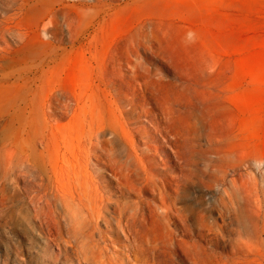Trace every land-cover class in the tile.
Instances as JSON below:
<instances>
[{"label": "rangeland", "instance_id": "obj_1", "mask_svg": "<svg viewBox=\"0 0 264 264\" xmlns=\"http://www.w3.org/2000/svg\"><path fill=\"white\" fill-rule=\"evenodd\" d=\"M146 136L182 219L151 218L145 244L173 264H264V0H0V264H78L71 214L39 218L33 201L85 158L117 199L93 149L105 140L143 177L129 146ZM150 185L129 209L159 198Z\"/></svg>", "mask_w": 264, "mask_h": 264}, {"label": "bare ground", "instance_id": "obj_2", "mask_svg": "<svg viewBox=\"0 0 264 264\" xmlns=\"http://www.w3.org/2000/svg\"><path fill=\"white\" fill-rule=\"evenodd\" d=\"M153 128L155 129L153 134L165 132L169 135L170 133V128L163 120H157ZM123 130L126 131L124 128ZM162 139L169 146L168 137L165 136ZM102 140L97 141L98 146L93 149L100 152L99 155L97 154L98 156L96 155L98 159L93 170L98 172L104 168L110 171L111 183L114 181L119 190L118 198L114 199L111 190H109L111 187L105 186L100 179L90 172L92 169H90L88 159L84 157L86 163L80 165L79 174L72 176L67 187H62L59 190L58 196L52 200L44 199L42 203L38 201V198L33 201L37 215L39 218L44 215V212L49 215L47 208L54 212L58 206L71 214L64 230L71 239L67 241L70 244L69 247L79 257L78 264H160L162 263V260L160 262L161 258L163 260L168 258L167 262L171 264L173 261H179L178 253H169L168 250H166L167 253H154L153 250H158V248L146 245V241L140 234L141 225L143 227L149 225L151 218L155 216L172 218L173 223H176L174 217L181 218L172 201L174 194L172 185L168 189L170 181L162 180L161 185H158L155 182V176L151 173V170L156 169V156L165 152L164 147L148 144L150 140L146 136L144 140L146 147L141 149V154L136 146H129L122 140L123 146H129L131 153H135L139 159L141 165L139 164L138 170L143 173V177H141L132 167L130 156H122L117 153L112 145ZM174 154L178 158L179 165L185 166L182 153L178 149H174ZM135 172L137 173L136 176H134ZM151 183L153 186L150 185ZM149 185L152 193H157L159 198H155L153 202L144 198H140L139 201H131L134 207L129 209L130 201L126 194L140 195ZM39 199L42 201V198L39 197ZM52 216L54 215L52 214ZM100 224L105 225V230L99 228ZM65 232L63 233L65 234ZM96 233H98V239H96ZM122 233L127 241L126 245L122 246L123 249L116 248V246L113 249H107L105 242L108 240L113 243L121 241ZM207 255L210 254L207 253Z\"/></svg>", "mask_w": 264, "mask_h": 264}]
</instances>
